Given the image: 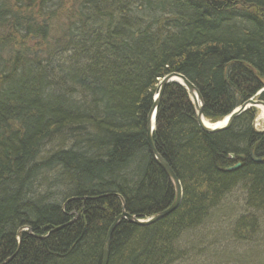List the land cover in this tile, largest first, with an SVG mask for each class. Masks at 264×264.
<instances>
[{"label":"trees","instance_id":"16d2710c","mask_svg":"<svg viewBox=\"0 0 264 264\" xmlns=\"http://www.w3.org/2000/svg\"><path fill=\"white\" fill-rule=\"evenodd\" d=\"M171 72L211 123L264 101V0H0V264H101L115 217L171 204L145 128ZM257 113L208 133L164 87L151 139L181 200L119 220L107 264H264Z\"/></svg>","mask_w":264,"mask_h":264},{"label":"water","instance_id":"95a60500","mask_svg":"<svg viewBox=\"0 0 264 264\" xmlns=\"http://www.w3.org/2000/svg\"><path fill=\"white\" fill-rule=\"evenodd\" d=\"M169 83H177L185 88L187 93L190 95L191 101L194 105L197 124L205 132L212 133V132H217V131L229 128L234 118L250 107H255L259 109L261 108V111L262 110L264 111V101H262L261 99H258L257 97H251L248 100L244 101L241 105L233 109L231 113H229L226 117H224L220 122H215V123L208 122V124H205L203 122V119L205 118L202 115V101H201L200 94L197 91L196 87L189 80H187V78H185L182 74L177 73V72H171L165 75L164 77H162L157 83V86L155 89V95L153 97V103H152L150 112L147 117L146 138H147L148 145H149L152 155L157 160V163L163 169L165 174L168 176V178L170 179L174 187L173 201L166 209L158 213H155L154 215L144 218V219H138L135 216L126 213L125 211H122L117 217H115V219L111 223L105 235L101 264H107L111 232L113 228L116 226V224L119 222V220L126 219L129 222H132L138 225H148V224H151L157 221L158 219L170 213L171 211H173L180 203L181 196H182L181 184L179 180L177 179V177L175 176V174L173 173V171L171 170V168L155 151V148L153 146L152 139H151L152 132L155 127V124L154 125L151 124V117L154 116V112L155 113L157 112L159 101L161 99L164 87ZM263 90L264 89H261L260 91H258L256 95L261 93ZM253 160L259 161V159H255V158H253ZM238 166H239V163L229 168V170L235 169ZM16 234H17V239L19 241L21 237V229H19Z\"/></svg>","mask_w":264,"mask_h":264},{"label":"bare ground","instance_id":"6f19581e","mask_svg":"<svg viewBox=\"0 0 264 264\" xmlns=\"http://www.w3.org/2000/svg\"><path fill=\"white\" fill-rule=\"evenodd\" d=\"M155 95V94H154ZM154 97V96H153ZM251 108V107H250ZM249 109V108H248ZM247 110V109H246ZM149 112H150V110H149ZM149 112H148V114H149ZM148 114H147V117H148ZM261 115H262V117H263V119H264V111L262 110L261 111ZM156 116H157V112L155 113L154 112V116L153 117H151V124L152 125H154L155 124V122H156ZM147 117H146V124H147ZM221 120H219V121H217V122H220ZM197 122V121H196ZM203 122L205 123V124H208V122H210V121H208L207 119H203ZM253 126H254V128H256V129H258L256 126H257V122H255V123H253ZM145 128H146V126H145ZM258 130H264V128H260V129H258ZM209 133V132H208ZM252 155V152L250 153V156ZM252 160H253V155H252ZM255 159H257V158H255Z\"/></svg>","mask_w":264,"mask_h":264},{"label":"rangeland","instance_id":"374dc122","mask_svg":"<svg viewBox=\"0 0 264 264\" xmlns=\"http://www.w3.org/2000/svg\"><path fill=\"white\" fill-rule=\"evenodd\" d=\"M189 97H190V95H189ZM190 99H191V97H190ZM255 122H257V126L256 127L258 129L264 128V119H263V117L261 115V108L260 109L258 108V113H257Z\"/></svg>","mask_w":264,"mask_h":264}]
</instances>
